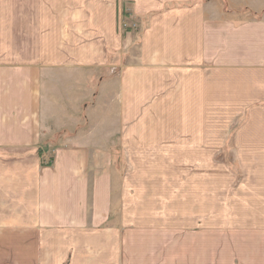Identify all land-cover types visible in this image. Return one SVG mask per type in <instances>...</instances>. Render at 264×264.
Here are the masks:
<instances>
[{
	"label": "crops",
	"instance_id": "crops-1",
	"mask_svg": "<svg viewBox=\"0 0 264 264\" xmlns=\"http://www.w3.org/2000/svg\"><path fill=\"white\" fill-rule=\"evenodd\" d=\"M19 6L0 57V264H264V0ZM98 76L99 135L76 115ZM114 146L198 156L179 226L122 189L113 210ZM226 150L237 162H204Z\"/></svg>",
	"mask_w": 264,
	"mask_h": 264
},
{
	"label": "rangeland",
	"instance_id": "rangeland-1",
	"mask_svg": "<svg viewBox=\"0 0 264 264\" xmlns=\"http://www.w3.org/2000/svg\"><path fill=\"white\" fill-rule=\"evenodd\" d=\"M8 0H0V57L4 58L6 53V38L5 33L7 31L6 20L12 16L14 24H18L21 17V6H19L20 0H15V5L13 9L11 5L7 4ZM18 2V3H17ZM51 3V1H49ZM7 8V9H6ZM29 13V31L36 36V21L35 12ZM46 22H48L46 17ZM46 36L52 34V29L45 26ZM19 46V39L14 38L13 46ZM19 51V50H18ZM4 65V64H3ZM112 78L117 77L118 70L115 73H111ZM99 76L97 80H93L94 91L88 92L85 96L87 101V107L76 108V115H81V119L84 117L90 122L92 117L96 121L91 127V131L99 135L100 132V119L101 111L99 106V92L97 84L99 81ZM97 94V98L91 100L92 95ZM114 91H110V107L109 115L110 119L112 116H116L121 113V108L119 107L115 99ZM112 95V96H111ZM64 109V108H63ZM65 111V110H64ZM78 112L80 114H78ZM85 115V116H84ZM179 124L173 123V131L176 132L180 128ZM99 141V138H96ZM54 142V140H51ZM149 142V141H146ZM110 153H113L114 163L117 164V170L114 168V185H115V195L113 210H119L121 208L120 201V189L125 190L126 199V209L129 210H145L152 212H159L164 215L171 214L174 218L172 221L175 223L173 226L180 224V212L183 210L182 203V179L186 178V168L189 163L196 162L198 156L195 155H181L179 151L181 150L179 146H174L172 148V153L167 150H163L161 153L158 149H152L148 146L142 147L140 152L137 154H131L129 150L121 151L118 147L114 146L109 149ZM112 150V151H111ZM167 151V152H166ZM204 162L207 164H232L237 162L236 157L228 150L219 153L211 154L206 153L204 156ZM115 166V164H114ZM192 169V168H190ZM207 174V172H206ZM139 180V181H138ZM208 187H206V190ZM119 194V195H118ZM178 216V218H176ZM159 222H165V219L158 220ZM168 221V220H167ZM163 222V223H164ZM206 222H210L206 220ZM161 238H169L170 236H160ZM175 243H179V235L171 236ZM66 264H69L66 263Z\"/></svg>",
	"mask_w": 264,
	"mask_h": 264
},
{
	"label": "built area",
	"instance_id": "built-area-1",
	"mask_svg": "<svg viewBox=\"0 0 264 264\" xmlns=\"http://www.w3.org/2000/svg\"><path fill=\"white\" fill-rule=\"evenodd\" d=\"M121 26H122V29L124 30V32H126V33L127 32H132V29H134V30L137 29L136 25L131 26V25H128L127 23H125V22H123L121 24Z\"/></svg>",
	"mask_w": 264,
	"mask_h": 264
}]
</instances>
